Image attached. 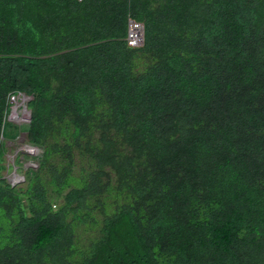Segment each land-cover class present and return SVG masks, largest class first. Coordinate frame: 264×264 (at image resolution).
<instances>
[{
	"label": "trees",
	"instance_id": "obj_1",
	"mask_svg": "<svg viewBox=\"0 0 264 264\" xmlns=\"http://www.w3.org/2000/svg\"><path fill=\"white\" fill-rule=\"evenodd\" d=\"M0 264H264V0H0Z\"/></svg>",
	"mask_w": 264,
	"mask_h": 264
},
{
	"label": "rangeland",
	"instance_id": "obj_2",
	"mask_svg": "<svg viewBox=\"0 0 264 264\" xmlns=\"http://www.w3.org/2000/svg\"><path fill=\"white\" fill-rule=\"evenodd\" d=\"M29 101L23 95L12 99V107L17 111V115L8 117L11 122L10 137L5 139V151L3 155L4 169L2 174L11 182L21 185L25 184V176L31 169H37L40 163L42 149H34L27 138L26 125L29 122L25 105ZM28 108V107H27ZM10 111V113H11Z\"/></svg>",
	"mask_w": 264,
	"mask_h": 264
},
{
	"label": "built area",
	"instance_id": "obj_3",
	"mask_svg": "<svg viewBox=\"0 0 264 264\" xmlns=\"http://www.w3.org/2000/svg\"><path fill=\"white\" fill-rule=\"evenodd\" d=\"M144 25L135 20L129 22V31L127 40L133 47H140L144 42ZM13 99V98H12Z\"/></svg>",
	"mask_w": 264,
	"mask_h": 264
},
{
	"label": "water",
	"instance_id": "obj_4",
	"mask_svg": "<svg viewBox=\"0 0 264 264\" xmlns=\"http://www.w3.org/2000/svg\"><path fill=\"white\" fill-rule=\"evenodd\" d=\"M24 96V98L25 99H28L29 97L28 96H26V95H23ZM13 111H14V106H13V108H12V111H11V113H10V115H9V117L13 114ZM25 111H27L28 112V117H29V120H31L32 119V111L31 110H29L28 108H27V105H25ZM32 147L34 148V149H37V150H39L40 148L38 147V146H34V145H32ZM12 184H15L14 182H12Z\"/></svg>",
	"mask_w": 264,
	"mask_h": 264
},
{
	"label": "bare ground",
	"instance_id": "obj_5",
	"mask_svg": "<svg viewBox=\"0 0 264 264\" xmlns=\"http://www.w3.org/2000/svg\"><path fill=\"white\" fill-rule=\"evenodd\" d=\"M15 107H16V106H14V108H15ZM26 113L28 114V112H27V111H26ZM12 115H15V114H14V111H13V114H12Z\"/></svg>",
	"mask_w": 264,
	"mask_h": 264
}]
</instances>
